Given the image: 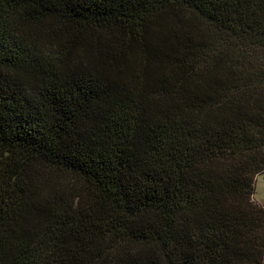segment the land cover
I'll return each mask as SVG.
<instances>
[{
  "label": "trees",
  "instance_id": "16d2710c",
  "mask_svg": "<svg viewBox=\"0 0 264 264\" xmlns=\"http://www.w3.org/2000/svg\"><path fill=\"white\" fill-rule=\"evenodd\" d=\"M264 0H0V264H262Z\"/></svg>",
  "mask_w": 264,
  "mask_h": 264
},
{
  "label": "rangeland",
  "instance_id": "374dc122",
  "mask_svg": "<svg viewBox=\"0 0 264 264\" xmlns=\"http://www.w3.org/2000/svg\"><path fill=\"white\" fill-rule=\"evenodd\" d=\"M253 199L255 202L264 205V172L255 177ZM262 264H264V257Z\"/></svg>",
  "mask_w": 264,
  "mask_h": 264
}]
</instances>
